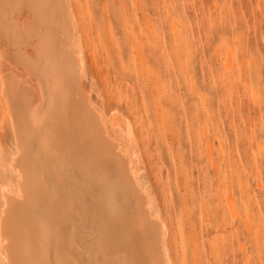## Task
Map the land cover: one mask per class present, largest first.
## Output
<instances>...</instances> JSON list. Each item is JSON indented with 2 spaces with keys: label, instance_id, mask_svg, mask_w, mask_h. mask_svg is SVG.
<instances>
[{
  "label": "rangeland",
  "instance_id": "1",
  "mask_svg": "<svg viewBox=\"0 0 264 264\" xmlns=\"http://www.w3.org/2000/svg\"><path fill=\"white\" fill-rule=\"evenodd\" d=\"M79 2L91 42L80 34L83 86L110 134L134 153L138 181L167 223L170 263L264 264V152H258L264 149V0ZM172 19L188 38L182 50L173 42ZM0 66L3 74L16 68L29 77L5 60ZM11 127L0 122V187H15L18 180ZM90 247L77 256L88 257ZM3 258L0 249V264H8Z\"/></svg>",
  "mask_w": 264,
  "mask_h": 264
},
{
  "label": "bare ground",
  "instance_id": "2",
  "mask_svg": "<svg viewBox=\"0 0 264 264\" xmlns=\"http://www.w3.org/2000/svg\"><path fill=\"white\" fill-rule=\"evenodd\" d=\"M86 18L79 0H0V64L23 69L35 82L16 68L0 72V122L14 130L11 167L18 176L15 187H0V249L8 264H172L167 223L138 181L134 153L110 134L83 86L80 34L91 44ZM175 23L173 42L182 47L188 38ZM229 81L234 87L236 80ZM216 138L223 150L221 135ZM213 150L207 143L210 159ZM227 205L235 215L231 197ZM86 244L91 254L83 261L77 252L88 253Z\"/></svg>",
  "mask_w": 264,
  "mask_h": 264
}]
</instances>
